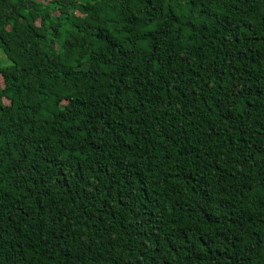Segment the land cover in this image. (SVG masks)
Wrapping results in <instances>:
<instances>
[{
    "label": "trees",
    "instance_id": "trees-1",
    "mask_svg": "<svg viewBox=\"0 0 264 264\" xmlns=\"http://www.w3.org/2000/svg\"><path fill=\"white\" fill-rule=\"evenodd\" d=\"M0 52V264H264V0H0Z\"/></svg>",
    "mask_w": 264,
    "mask_h": 264
},
{
    "label": "rangeland",
    "instance_id": "rangeland-1",
    "mask_svg": "<svg viewBox=\"0 0 264 264\" xmlns=\"http://www.w3.org/2000/svg\"><path fill=\"white\" fill-rule=\"evenodd\" d=\"M0 59H4L3 54L0 52ZM0 85L2 86V78L0 77ZM232 92H236L238 90V87L236 85H233L231 88Z\"/></svg>",
    "mask_w": 264,
    "mask_h": 264
}]
</instances>
